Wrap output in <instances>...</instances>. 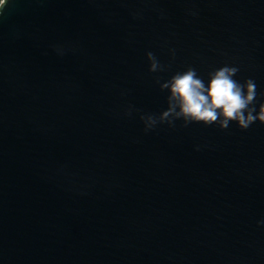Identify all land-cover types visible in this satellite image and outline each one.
Listing matches in <instances>:
<instances>
[{
  "label": "water",
  "instance_id": "1",
  "mask_svg": "<svg viewBox=\"0 0 264 264\" xmlns=\"http://www.w3.org/2000/svg\"><path fill=\"white\" fill-rule=\"evenodd\" d=\"M225 63L264 92V0H8L0 264H264V123L144 129Z\"/></svg>",
  "mask_w": 264,
  "mask_h": 264
},
{
  "label": "clouds",
  "instance_id": "2",
  "mask_svg": "<svg viewBox=\"0 0 264 264\" xmlns=\"http://www.w3.org/2000/svg\"><path fill=\"white\" fill-rule=\"evenodd\" d=\"M7 4L8 0H0V15ZM55 47L57 50L61 46ZM146 57L149 71L161 67L152 51L146 52ZM238 71V66L225 63L209 71L206 79L192 66L174 72L160 85L167 90V107L159 117L146 118L145 131L158 121L171 125L177 118L185 124H215L221 129L227 128L230 122L241 129L248 128L254 121L264 123V92H257V83L251 77L243 81L236 79ZM257 223L264 224V219Z\"/></svg>",
  "mask_w": 264,
  "mask_h": 264
}]
</instances>
